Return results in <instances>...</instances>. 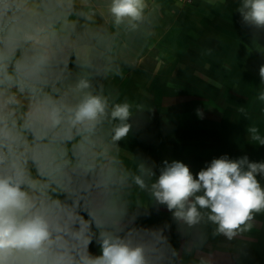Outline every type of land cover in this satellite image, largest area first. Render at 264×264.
<instances>
[{
  "label": "clouds",
  "instance_id": "1",
  "mask_svg": "<svg viewBox=\"0 0 264 264\" xmlns=\"http://www.w3.org/2000/svg\"><path fill=\"white\" fill-rule=\"evenodd\" d=\"M159 8L0 0V264H184L172 224H138L150 209L171 214L185 255L209 234L231 241L250 232L264 214V162L225 154L193 175L182 161L158 167L121 148L152 108L112 82L134 67L125 51L134 39L148 44ZM236 11L264 31V0H240ZM259 76L264 103V64ZM246 131L264 147L257 125Z\"/></svg>",
  "mask_w": 264,
  "mask_h": 264
},
{
  "label": "crops",
  "instance_id": "2",
  "mask_svg": "<svg viewBox=\"0 0 264 264\" xmlns=\"http://www.w3.org/2000/svg\"><path fill=\"white\" fill-rule=\"evenodd\" d=\"M150 3L160 5L154 34L146 46L140 39L129 42L125 57L134 67H126L124 79L112 83L152 112L135 122L121 148L150 158L158 167L166 159L182 161L193 175L225 154L264 162V147L250 142L246 131L255 124L264 134V103L256 99L261 87L259 67L264 64V31L242 23L236 11L240 0ZM257 178L264 186V177ZM150 212L138 224H172L169 239L184 264H199L201 258L212 264H264V214L256 216L250 232L231 241L209 234L202 249L185 255V239L177 233L171 214L164 207ZM90 251L99 254L95 242Z\"/></svg>",
  "mask_w": 264,
  "mask_h": 264
},
{
  "label": "built area",
  "instance_id": "3",
  "mask_svg": "<svg viewBox=\"0 0 264 264\" xmlns=\"http://www.w3.org/2000/svg\"><path fill=\"white\" fill-rule=\"evenodd\" d=\"M179 3H191L192 0H176Z\"/></svg>",
  "mask_w": 264,
  "mask_h": 264
}]
</instances>
